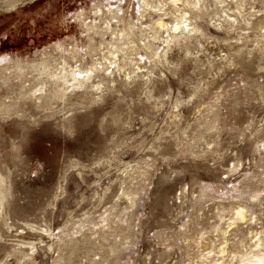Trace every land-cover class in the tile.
<instances>
[{
  "label": "rangeland",
  "instance_id": "obj_1",
  "mask_svg": "<svg viewBox=\"0 0 264 264\" xmlns=\"http://www.w3.org/2000/svg\"><path fill=\"white\" fill-rule=\"evenodd\" d=\"M57 41L67 69H93L83 88L19 93L7 67ZM13 98L0 264L264 254V0H0Z\"/></svg>",
  "mask_w": 264,
  "mask_h": 264
},
{
  "label": "bare ground",
  "instance_id": "obj_2",
  "mask_svg": "<svg viewBox=\"0 0 264 264\" xmlns=\"http://www.w3.org/2000/svg\"><path fill=\"white\" fill-rule=\"evenodd\" d=\"M4 10H6V8ZM182 23H184L187 27L189 26L184 18V20L175 21V23L170 28L176 30L181 27ZM189 30L194 31V29L192 30V27L189 28ZM178 37L179 35L172 34L170 38L176 39ZM49 45L48 47L43 46V48L34 51V54L39 56L38 58H33L31 60L25 59L23 62H20L18 64H12L7 67V71H8L7 77H10V80L16 81L18 83L19 87L21 88L19 93L22 92L24 93L27 91L28 93H26L25 96L32 97L34 94H38L39 92L43 91L46 81H50L52 82L53 93L56 92L59 85L62 86L65 85L61 89V92L65 95L68 93L69 90H72L74 88H78V89L83 88L86 79H88L91 76V71L93 70L92 68L89 70H81L76 65L73 67L69 66L70 69H67L66 67L68 61L66 57L61 56L60 58H58L56 56L57 52L63 51L60 43L57 41ZM87 71H89V74ZM31 86H34V88H32ZM6 97L11 98L12 96L7 95ZM15 102L16 100L14 98L13 100L0 99V116L7 117L12 115L9 112L12 109L11 106ZM224 263L225 262L220 261V262H214L213 264H224ZM238 263L264 264V254H259L255 252L252 254L251 257H247V256L245 257V254H242L240 255Z\"/></svg>",
  "mask_w": 264,
  "mask_h": 264
}]
</instances>
